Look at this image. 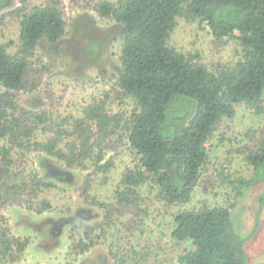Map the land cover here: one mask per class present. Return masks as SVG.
Here are the masks:
<instances>
[{"label": "trees", "instance_id": "16d2710c", "mask_svg": "<svg viewBox=\"0 0 264 264\" xmlns=\"http://www.w3.org/2000/svg\"><path fill=\"white\" fill-rule=\"evenodd\" d=\"M15 2L18 7H13L14 0H0V12L18 21L17 50L10 53L0 45V85L6 90L0 96V179L8 177L9 182L12 167H25L31 154L38 155L39 172L30 176L28 185L35 190L67 183L69 170L87 171L80 197L104 215L94 225L69 227V254L74 257L98 245L116 226L115 214L122 207L131 206L134 220L142 221L147 208L141 190L149 188L159 202L175 208L170 237L184 249L176 264H248V238L240 225V233L236 230L232 210L242 185L264 183V139L245 158L256 177L231 183L233 203L199 210L187 206L203 179L207 144L217 125L231 119L238 105L257 115L264 110V0H101L92 4L93 15H80L71 25L58 0ZM181 17L205 23L215 40L234 38L238 60L210 70L175 49L170 37ZM98 21L110 27H100ZM114 43L120 65L115 87L119 100L130 101L128 112L113 109L110 93L91 98L76 115L51 108L29 110L9 94L35 88L27 79L40 74L41 54L36 50L41 46L55 47L60 56L71 52L77 68L94 69ZM123 150L132 156V167L111 201H99L94 187L106 181ZM48 166L61 168V173L49 174ZM11 189L15 186L8 188V196ZM263 202L264 197L250 235L257 229ZM114 236L113 242L120 241ZM7 237L0 230V248L8 255L14 245L24 249V243Z\"/></svg>", "mask_w": 264, "mask_h": 264}, {"label": "rangeland", "instance_id": "374dc122", "mask_svg": "<svg viewBox=\"0 0 264 264\" xmlns=\"http://www.w3.org/2000/svg\"><path fill=\"white\" fill-rule=\"evenodd\" d=\"M44 3L45 0H26ZM65 21L71 25L80 15H93L92 4L101 0H58ZM19 4L14 0V6ZM1 11V10H0ZM9 11V10H8ZM7 11L0 12V45L10 53L17 50L18 21L9 19ZM100 27L108 22L98 21ZM109 25H112L111 23ZM170 44L178 51L192 55L212 70L238 60V44L234 38L215 40L205 23L198 20L178 18L170 37ZM55 47L41 46L39 75H28L31 86L27 90L10 91L19 105L29 110L51 108L62 115L74 114L91 98L110 93L115 110H131V103L120 98L115 87V76L120 65L118 44H111L108 55L93 68L78 67L71 52L58 55ZM36 70V69H34ZM33 70V71H34ZM6 90L0 85V96ZM7 101V100H6ZM264 139V110L256 114L245 105L234 107L231 119H223L216 127L207 144L208 159L203 179L193 193L187 207L193 209L228 206L234 201L232 182L249 181L255 176L254 169L245 158ZM36 154L28 156L24 167L15 164L11 179H0V230L7 236L24 243L22 251L13 246L8 255L0 248V264H176L183 252L170 237V214L175 208L159 202L149 188H143L147 216L136 222L131 206L122 207L115 214L114 224L98 245L83 256L69 254L73 238L69 227H84L99 223L104 211L87 205L80 197L81 185L87 174L79 170L68 171V182L56 184L54 189L35 190L30 188L29 179L39 172ZM132 156L121 152L114 159V166L108 172L106 181L96 183L93 193L97 200L111 201L110 195L121 184L128 168L132 167ZM61 168L48 166V173H61ZM103 179V178H102ZM24 184H27L25 187ZM15 186L8 196V188ZM242 194L236 199L232 217L241 234L248 238L246 250L248 264H264V202L254 234L250 235L256 223V212L260 198L264 197V183L252 182L240 187ZM47 204L49 207H45ZM135 221V222H134ZM238 224V225H237ZM118 235L120 241L112 237ZM7 237V238H8ZM116 237V236H114Z\"/></svg>", "mask_w": 264, "mask_h": 264}]
</instances>
